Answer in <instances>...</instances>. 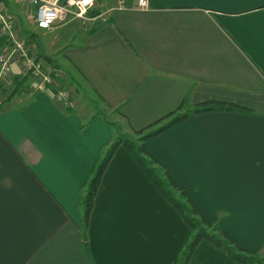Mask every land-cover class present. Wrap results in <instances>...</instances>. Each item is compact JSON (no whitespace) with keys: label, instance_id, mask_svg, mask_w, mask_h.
I'll use <instances>...</instances> for the list:
<instances>
[{"label":"crops","instance_id":"1","mask_svg":"<svg viewBox=\"0 0 264 264\" xmlns=\"http://www.w3.org/2000/svg\"><path fill=\"white\" fill-rule=\"evenodd\" d=\"M149 2L141 9L127 0L93 25L65 21L85 28L66 56L135 130L183 102L249 108L196 114L147 147L210 221L264 254V0ZM7 5L18 24L28 10L35 15L18 0ZM12 76L15 87L26 83L0 103V264H178L191 230L123 146L96 196L89 256L80 193L113 128L97 116L81 133L80 108L66 109L49 90L33 93L20 62ZM188 264L242 263L204 239Z\"/></svg>","mask_w":264,"mask_h":264},{"label":"trees","instance_id":"2","mask_svg":"<svg viewBox=\"0 0 264 264\" xmlns=\"http://www.w3.org/2000/svg\"><path fill=\"white\" fill-rule=\"evenodd\" d=\"M97 1L100 3L102 0ZM94 13H96V11ZM39 36L40 35L38 33L32 32L27 37V42L35 44V41L39 38ZM36 54L40 59H44L50 66H52L55 71H59V83L61 87L66 88L65 86L68 85L66 70L58 62H56L52 56L47 54V58H43L40 56L39 51H37ZM73 66L81 73L82 77L87 82H89V80L82 74L77 66L75 64H73ZM68 79L71 84H75L74 79H70V77ZM25 83V80L22 79L18 84L19 86L17 85L15 87L11 95H15L22 87L25 86ZM81 88L82 87H80V84H78L76 86V91H80ZM92 90L102 103L109 107L111 106L105 101V99L95 88H92ZM185 105L186 103L183 102L174 111L138 130L133 129L132 125L128 121L127 116L120 112V110H117V113H120V115L125 117L128 121L126 125L127 128L130 127L133 130L132 135L122 134L121 129L117 126V123L114 120L109 119L105 112H96L92 116H90L88 112L85 114L86 116L90 117L89 121L97 116H101L102 120L109 124L114 131L113 142L103 149L101 157L96 164L87 185L81 190L80 193L81 199L78 206L82 212L85 229L83 243L90 257L91 253L89 252V242L86 232L90 224L93 209L95 207L96 196L103 181L104 174L112 158L114 157L115 152L119 146H123L132 155L135 161L143 168L145 173L152 179L155 185L161 190L165 198L175 207L177 212L181 215L191 230L190 241L186 245L187 247L185 249L184 255L179 256L178 264H188L195 249L204 239L215 244L229 257L239 263L264 264L263 253L243 248L236 239L231 237L221 228L219 221H210L194 202L187 188L175 180L171 174L170 168L162 163L155 155H153L147 147V141L149 139L154 138L171 129L172 127L189 120L196 114L216 110L243 112H251V110L239 104L220 101L203 102L195 105L193 108H186ZM68 110L73 111L71 109ZM80 114L83 118V121H86L82 123L80 129V132L84 133L88 130L89 121L86 120V116L82 115L81 112ZM131 136H134L135 139Z\"/></svg>","mask_w":264,"mask_h":264},{"label":"built area","instance_id":"3","mask_svg":"<svg viewBox=\"0 0 264 264\" xmlns=\"http://www.w3.org/2000/svg\"><path fill=\"white\" fill-rule=\"evenodd\" d=\"M8 0H0V37L7 40V47H0V82L11 78L13 65L20 62L22 77L32 81L31 91H52L55 100L66 109L79 106L71 90L61 87L59 71L40 59L34 53L32 43L27 42L20 31L18 20L9 13ZM21 5L35 10L39 30L50 31L57 24L68 20H79L84 24L105 21L116 7H126L127 0H117V5L109 8L97 0H18ZM149 0H136V7L147 9ZM96 11V13H94Z\"/></svg>","mask_w":264,"mask_h":264},{"label":"rangeland","instance_id":"4","mask_svg":"<svg viewBox=\"0 0 264 264\" xmlns=\"http://www.w3.org/2000/svg\"><path fill=\"white\" fill-rule=\"evenodd\" d=\"M105 1L106 0H102L100 3H104ZM9 13L12 14L10 11ZM19 25H20L21 34L24 38L27 35L29 36L32 32L38 33L40 35L39 39H41L44 43L45 53L52 56L53 59L56 62H58L66 70L67 83H68V85L66 86V89L71 90L73 94L75 93L74 94L75 98L77 99L78 104H79V107L75 109H71V110H73L74 112L75 111L79 112L81 110V113L84 116H86L85 114H87V112L89 113L90 116L94 115L96 112H101V113L105 112L107 117H109V119L114 120L117 123V126L121 129L122 134L132 135V134L127 133V129H128L127 125L121 119L122 116L120 115V113L116 114L114 111H112V106L109 107L105 105L97 98L91 86L86 83L85 79L83 80L81 73L76 68H74L73 64L66 56L67 48L70 45H72L73 42H75L76 35H78L81 31H85V28L83 26L81 27V25L77 22H66V23L63 22V23L57 24L50 31L39 30L37 27L36 16L32 14L31 10L27 11L26 16L22 18V22ZM22 28L26 35H23ZM32 46L34 49L38 50V47L34 43H32ZM14 77L15 76H12L10 79H6L0 82V103L2 102L1 100H3L5 97L12 96L11 93L15 89L14 80L16 78ZM69 77L70 79H74L75 84L74 83L71 84L69 82V79H68ZM76 84L77 85L80 84V87H82L81 90L78 92L76 91V86H77ZM83 108H84L83 111L85 112H82ZM89 119L90 117L86 116V120L89 121ZM83 122H86V121L84 120ZM90 123H91V120L89 121V124ZM131 137L135 139L134 136H131ZM220 225H221V222H220ZM190 238H189V241H190ZM186 245L180 251L179 255H184L185 249L187 247Z\"/></svg>","mask_w":264,"mask_h":264},{"label":"water","instance_id":"5","mask_svg":"<svg viewBox=\"0 0 264 264\" xmlns=\"http://www.w3.org/2000/svg\"><path fill=\"white\" fill-rule=\"evenodd\" d=\"M35 44L38 47V51H39L40 56H42L43 58H47V54L45 53V46H44L43 41L38 38V39H36Z\"/></svg>","mask_w":264,"mask_h":264}]
</instances>
